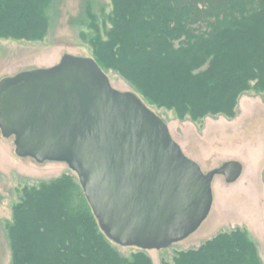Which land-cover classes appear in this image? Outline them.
Here are the masks:
<instances>
[{"label": "trees", "instance_id": "1", "mask_svg": "<svg viewBox=\"0 0 264 264\" xmlns=\"http://www.w3.org/2000/svg\"><path fill=\"white\" fill-rule=\"evenodd\" d=\"M88 6L81 39L103 71L181 119L238 116L244 94L264 92V0H111ZM55 0H0V39L42 42ZM11 264H153L123 256L100 229L71 175L25 187L6 225ZM163 264H263L242 229L222 233Z\"/></svg>", "mask_w": 264, "mask_h": 264}, {"label": "water", "instance_id": "2", "mask_svg": "<svg viewBox=\"0 0 264 264\" xmlns=\"http://www.w3.org/2000/svg\"><path fill=\"white\" fill-rule=\"evenodd\" d=\"M0 130L16 155L64 163L77 174L100 229L114 244L171 248L209 217L213 182L234 184L240 162L204 173L168 125L134 92L113 88L89 57L65 55L51 68L0 82Z\"/></svg>", "mask_w": 264, "mask_h": 264}, {"label": "rangeland", "instance_id": "3", "mask_svg": "<svg viewBox=\"0 0 264 264\" xmlns=\"http://www.w3.org/2000/svg\"><path fill=\"white\" fill-rule=\"evenodd\" d=\"M88 6L100 17L103 11L107 14L112 11L111 0H55L51 28L44 41L0 39V82L25 71L54 67L65 55L93 58L90 45L80 36L82 31L90 32L86 30ZM105 73L113 88L137 94L168 125L184 154L204 173L230 161L240 162L244 167L242 177L234 184H228L223 176L215 178L212 211L196 233L169 249L146 251L153 264L174 262L177 254L197 250L218 235L235 229L248 233L264 264V92L244 94L234 119L208 116L200 121L181 120L173 110L151 105L117 73ZM15 150V138H4L0 130V264L13 261L6 225L12 221L13 207L19 203L23 189L63 175L79 181L67 164H39L31 158H19ZM114 247L125 257L140 251L116 244Z\"/></svg>", "mask_w": 264, "mask_h": 264}]
</instances>
